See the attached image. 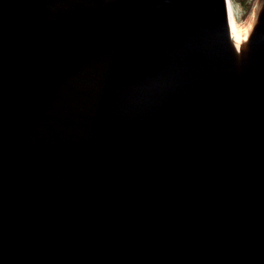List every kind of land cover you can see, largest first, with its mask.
Returning <instances> with one entry per match:
<instances>
[{
    "label": "water",
    "instance_id": "95a60500",
    "mask_svg": "<svg viewBox=\"0 0 264 264\" xmlns=\"http://www.w3.org/2000/svg\"><path fill=\"white\" fill-rule=\"evenodd\" d=\"M243 37L228 0H0V264H264V0Z\"/></svg>",
    "mask_w": 264,
    "mask_h": 264
},
{
    "label": "rangeland",
    "instance_id": "374dc122",
    "mask_svg": "<svg viewBox=\"0 0 264 264\" xmlns=\"http://www.w3.org/2000/svg\"><path fill=\"white\" fill-rule=\"evenodd\" d=\"M249 2L251 3L250 9L241 0H231L234 19L236 18V24L240 29L244 28L246 30L248 28L259 0H249Z\"/></svg>",
    "mask_w": 264,
    "mask_h": 264
},
{
    "label": "bare ground",
    "instance_id": "6f19581e",
    "mask_svg": "<svg viewBox=\"0 0 264 264\" xmlns=\"http://www.w3.org/2000/svg\"><path fill=\"white\" fill-rule=\"evenodd\" d=\"M228 4H229V12H230V20H231L232 33H233V35H234V37H235L236 40L241 41L244 38L243 36L248 32L251 22H250V24H249V26H248V28L246 30H244V28H241L240 29V27L237 26V24H236V18L234 19V15H233V11H232V3H231V0L228 1ZM238 28L240 29L239 31L237 30ZM246 114H247V112H246ZM238 121H239V117H238Z\"/></svg>",
    "mask_w": 264,
    "mask_h": 264
},
{
    "label": "trees",
    "instance_id": "16d2710c",
    "mask_svg": "<svg viewBox=\"0 0 264 264\" xmlns=\"http://www.w3.org/2000/svg\"><path fill=\"white\" fill-rule=\"evenodd\" d=\"M241 2L246 5L248 9L251 8V3L249 2V0H241Z\"/></svg>",
    "mask_w": 264,
    "mask_h": 264
}]
</instances>
